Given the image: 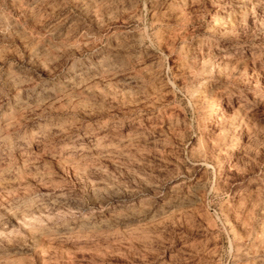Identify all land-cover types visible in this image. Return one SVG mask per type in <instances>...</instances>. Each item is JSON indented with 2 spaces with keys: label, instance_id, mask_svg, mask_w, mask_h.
Returning <instances> with one entry per match:
<instances>
[{
  "label": "rangeland",
  "instance_id": "obj_1",
  "mask_svg": "<svg viewBox=\"0 0 264 264\" xmlns=\"http://www.w3.org/2000/svg\"><path fill=\"white\" fill-rule=\"evenodd\" d=\"M0 264H264V0H0Z\"/></svg>",
  "mask_w": 264,
  "mask_h": 264
},
{
  "label": "bare ground",
  "instance_id": "obj_2",
  "mask_svg": "<svg viewBox=\"0 0 264 264\" xmlns=\"http://www.w3.org/2000/svg\"><path fill=\"white\" fill-rule=\"evenodd\" d=\"M241 3H243V2H241ZM248 3V2H247ZM248 6V5H247ZM223 101V100H222ZM225 101V100H224ZM223 103V102H222ZM218 104V103H217ZM220 104V103H219ZM222 105V104H221ZM217 110V109H216ZM222 170V169H221ZM222 173H223V171H221ZM221 174V173H220Z\"/></svg>",
  "mask_w": 264,
  "mask_h": 264
}]
</instances>
